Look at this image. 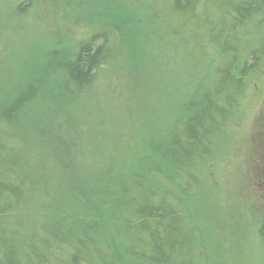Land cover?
Masks as SVG:
<instances>
[{
	"label": "trees",
	"instance_id": "obj_1",
	"mask_svg": "<svg viewBox=\"0 0 264 264\" xmlns=\"http://www.w3.org/2000/svg\"><path fill=\"white\" fill-rule=\"evenodd\" d=\"M129 1L141 8L133 13L136 18L126 15L122 23L113 17L71 47L53 42L35 60L4 70L0 264H94L97 255L90 256L89 250L114 253L118 237L126 242L123 256L112 254L115 264H200L198 252L204 248L211 264H235L229 242L217 243L201 224L202 233L195 230L196 205L192 197L188 202L191 190L186 189L197 162L215 158L220 131L237 118L249 86L264 71V0ZM30 5V0L20 4L16 15ZM130 18L137 32L126 38ZM158 54L171 61L155 60ZM106 69L125 80L115 96L118 102L110 100L116 102L118 118L129 100L148 97L154 101L152 114L158 115L155 130L139 142L140 151L128 155L122 171L99 157L89 164L92 175L44 170L39 162L52 164L56 144L72 148L88 140L79 125L85 109L96 104L84 103L77 114L73 106L79 97L107 99L108 91L99 88L111 73L101 75ZM51 78L56 86H50ZM170 124L174 137L162 131ZM116 154L105 152L107 157ZM64 173L67 178L60 179ZM107 184L113 204L108 211L94 205L100 216L70 215L53 200V190H100ZM82 201L89 206L87 199ZM260 233L264 245V224Z\"/></svg>",
	"mask_w": 264,
	"mask_h": 264
},
{
	"label": "rangeland",
	"instance_id": "obj_2",
	"mask_svg": "<svg viewBox=\"0 0 264 264\" xmlns=\"http://www.w3.org/2000/svg\"><path fill=\"white\" fill-rule=\"evenodd\" d=\"M27 1L0 0V80L5 77L4 70L10 65L35 60L53 42L71 47L73 43L84 40L97 25L104 27L113 17L126 23V15L136 18L133 13H141V8L129 0H30L31 5L26 12L16 15L14 10L17 11V7ZM131 18L126 25V38L137 32V23L131 22ZM155 60L161 63L171 61L164 54H158ZM110 72L111 69H106L101 75ZM116 74L112 71L99 87L101 91H108L106 100H97L89 95L79 97L73 106L77 114V110L86 106L84 103L96 104L94 109H85L86 116L79 125V133L84 139L89 136L88 140L78 141L72 148L67 143L56 144L57 154L50 156L52 164L47 166L44 160L39 162L44 170L59 168L92 175L89 164L99 157L113 162L112 167L118 169L119 166L122 171L129 164L128 155L140 151L139 142L155 130L158 121V115L152 114L154 101L148 97L145 100L142 97L129 100L127 111L119 119L115 96L119 89L124 90L122 85L125 80L122 82L120 75ZM254 81L247 90L243 106L237 110V118L220 131L221 136L215 144L217 151H212L215 158L197 162L189 172L195 171L196 174L189 180L186 189L191 190L188 202L192 201V197L196 205L194 214L198 218L193 223L195 230L202 233V228L212 234L217 243L221 240H226V244L229 242L228 248L236 257L235 264H262L264 258L263 234L260 233L264 224V71L258 73ZM50 86H56L54 78H51ZM52 91L59 92L56 88ZM133 94L139 95L134 90ZM171 97L165 98L167 102ZM113 113L117 118L113 117ZM162 119L160 117L159 122ZM176 119L179 117L176 116ZM162 131L165 136L174 137L175 126L170 124ZM116 136L117 140L114 138ZM109 150L117 154L105 156ZM82 152L90 157H82ZM66 176L67 173L62 174L60 179H66ZM111 181H114V177ZM110 188L107 184L100 190H53L57 192L53 193V200L70 215L95 212L100 216L94 205L106 211L111 209L113 190ZM83 199H87L89 206L83 203ZM125 242L126 238L123 237L114 239L116 249L110 254L109 248L102 253L101 250H89L90 256L97 255L91 261L94 264H115L112 254L117 258L123 256L121 248L125 247ZM220 247L225 245L222 243ZM198 255L200 264H211L205 248ZM130 264L142 263L132 261Z\"/></svg>",
	"mask_w": 264,
	"mask_h": 264
}]
</instances>
